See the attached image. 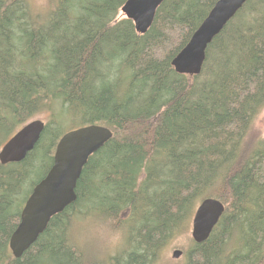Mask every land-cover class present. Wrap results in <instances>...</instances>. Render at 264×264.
I'll list each match as a JSON object with an SVG mask.
<instances>
[{"label": "trees", "instance_id": "1", "mask_svg": "<svg viewBox=\"0 0 264 264\" xmlns=\"http://www.w3.org/2000/svg\"><path fill=\"white\" fill-rule=\"evenodd\" d=\"M126 1L53 0L42 18L29 0H0V150L51 115L23 162L0 163V264H159L208 198L225 213L179 264H264V138L252 132L264 110V0L214 39L198 76L172 61L218 0H166L145 35L122 14ZM68 116L113 137L89 158L76 202L16 259L10 239ZM96 215L126 229V247L101 257L76 236Z\"/></svg>", "mask_w": 264, "mask_h": 264}, {"label": "water", "instance_id": "2", "mask_svg": "<svg viewBox=\"0 0 264 264\" xmlns=\"http://www.w3.org/2000/svg\"><path fill=\"white\" fill-rule=\"evenodd\" d=\"M166 0H127L122 14L131 20L139 35H145L154 23L159 7ZM250 0H218L188 44L172 61L176 73L198 76L206 61V52L214 39ZM45 122L35 119L19 129L1 148L3 166L21 163L35 149L45 130ZM113 137L103 126L88 125L65 133L59 140L54 164L46 177L33 189L22 210L20 222L10 239V250L20 259L47 229L51 219L76 202V189L89 158ZM225 213L218 199L201 201L192 218L191 237L197 244L206 242ZM183 251L176 249L178 260Z\"/></svg>", "mask_w": 264, "mask_h": 264}, {"label": "rangeland", "instance_id": "3", "mask_svg": "<svg viewBox=\"0 0 264 264\" xmlns=\"http://www.w3.org/2000/svg\"><path fill=\"white\" fill-rule=\"evenodd\" d=\"M34 10H40L42 18H45L48 14L49 9L52 7L53 0H29ZM50 114L45 113L42 116L37 117L36 119H41L45 122L49 121ZM84 122L81 118H68L62 119L59 129H62V132H68L70 130L79 128ZM253 134L264 138V110L257 116L253 125ZM41 175H38L39 178ZM99 216H92L87 218V220L78 223L76 228V236L81 232L83 239L86 243V246L91 249L93 252L98 255H112L113 252L123 249L126 247L129 241H126L128 233L126 229H117L116 232L108 230L100 226ZM189 232L185 236H181L177 239H174L169 246H167L162 254L160 255L159 264H179L183 263L185 260V254L178 260L172 258V253L176 249L182 250L187 248L191 244V232H192V219L189 226ZM193 240V239H192ZM83 241V243H84ZM184 251V250H182ZM184 253V252H183Z\"/></svg>", "mask_w": 264, "mask_h": 264}, {"label": "flooded vegetation", "instance_id": "4", "mask_svg": "<svg viewBox=\"0 0 264 264\" xmlns=\"http://www.w3.org/2000/svg\"><path fill=\"white\" fill-rule=\"evenodd\" d=\"M184 254V253H183Z\"/></svg>", "mask_w": 264, "mask_h": 264}]
</instances>
